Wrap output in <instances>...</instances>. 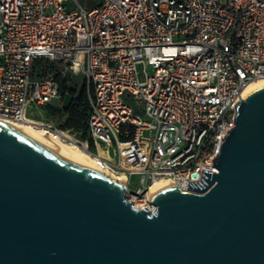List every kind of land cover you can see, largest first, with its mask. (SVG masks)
I'll list each match as a JSON object with an SVG mask.
<instances>
[{"label":"built area","instance_id":"obj_1","mask_svg":"<svg viewBox=\"0 0 264 264\" xmlns=\"http://www.w3.org/2000/svg\"><path fill=\"white\" fill-rule=\"evenodd\" d=\"M79 76L90 104L86 138L30 116L62 110ZM260 79L264 0H103L91 9L78 0H0V121L79 147L142 204L152 206L157 182L197 193L189 182L203 170L210 181L219 174L212 160Z\"/></svg>","mask_w":264,"mask_h":264},{"label":"water","instance_id":"obj_2","mask_svg":"<svg viewBox=\"0 0 264 264\" xmlns=\"http://www.w3.org/2000/svg\"><path fill=\"white\" fill-rule=\"evenodd\" d=\"M237 106L219 174L161 190L155 212L0 121V264H264V88Z\"/></svg>","mask_w":264,"mask_h":264},{"label":"bare ground","instance_id":"obj_3","mask_svg":"<svg viewBox=\"0 0 264 264\" xmlns=\"http://www.w3.org/2000/svg\"><path fill=\"white\" fill-rule=\"evenodd\" d=\"M263 88H264V79H260V80L253 82L245 91L246 98L252 93L258 90H261ZM11 126L25 133L26 135L30 136L37 142L43 144L44 146L51 148L54 151L62 154L68 159L76 163H79L83 166H86L90 169L101 172L97 165V160L92 158L88 153H86L84 150L80 149L79 147L75 145L61 144V143L55 142L46 131L41 130V129H34L24 124H14ZM103 174L108 176L110 179L119 180L120 182H123V183L125 181L123 178L118 179L117 177L110 175L108 173H103ZM172 186L173 184L169 181L157 182L148 191V198L151 200L158 192H160L161 190L165 188H169ZM128 200L133 202L134 207L138 210L154 209L153 205L149 206L147 204H142L139 200L132 199V198Z\"/></svg>","mask_w":264,"mask_h":264},{"label":"trees","instance_id":"obj_4","mask_svg":"<svg viewBox=\"0 0 264 264\" xmlns=\"http://www.w3.org/2000/svg\"><path fill=\"white\" fill-rule=\"evenodd\" d=\"M75 88L66 86L67 94H64V101L68 94L75 93ZM47 109L51 118H57L60 121L58 123H60L61 127L73 129L78 132L82 138L87 137L90 104L85 84L80 97L74 100L67 110L63 108L62 110H56L52 107Z\"/></svg>","mask_w":264,"mask_h":264},{"label":"rangeland","instance_id":"obj_5","mask_svg":"<svg viewBox=\"0 0 264 264\" xmlns=\"http://www.w3.org/2000/svg\"><path fill=\"white\" fill-rule=\"evenodd\" d=\"M78 2L86 9H91L94 6L100 4L101 2H103V0H78ZM75 85H76V90L75 93H71L68 94L65 98V101L63 103V109L67 110L70 107V104L74 101L77 100L80 95L81 92L84 88V79L82 76H79L78 79H76L74 81ZM128 104H131L130 100H126ZM30 116L33 119H37V120H43V121H48V119L51 118V116L49 115L47 110H36V109H31L30 111ZM53 121L55 122H60L57 118H51ZM139 186V177L138 176H133L131 178V182H130V188L133 192L136 191V189Z\"/></svg>","mask_w":264,"mask_h":264}]
</instances>
